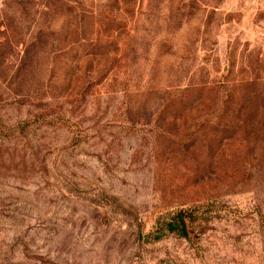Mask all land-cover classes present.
<instances>
[{"label":"rangeland","instance_id":"374dc122","mask_svg":"<svg viewBox=\"0 0 264 264\" xmlns=\"http://www.w3.org/2000/svg\"><path fill=\"white\" fill-rule=\"evenodd\" d=\"M0 264H264V0H0Z\"/></svg>","mask_w":264,"mask_h":264},{"label":"trees","instance_id":"16d2710c","mask_svg":"<svg viewBox=\"0 0 264 264\" xmlns=\"http://www.w3.org/2000/svg\"><path fill=\"white\" fill-rule=\"evenodd\" d=\"M190 215L191 213L188 214V216ZM163 229L169 232H174L180 236H184L186 232L185 222L180 218L177 213H174L168 218V220L163 224Z\"/></svg>","mask_w":264,"mask_h":264}]
</instances>
